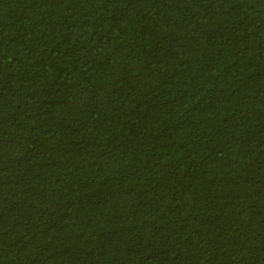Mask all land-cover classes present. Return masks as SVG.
I'll return each mask as SVG.
<instances>
[{
  "label": "trees",
  "instance_id": "16d2710c",
  "mask_svg": "<svg viewBox=\"0 0 264 264\" xmlns=\"http://www.w3.org/2000/svg\"><path fill=\"white\" fill-rule=\"evenodd\" d=\"M0 264H264V0H0Z\"/></svg>",
  "mask_w": 264,
  "mask_h": 264
}]
</instances>
